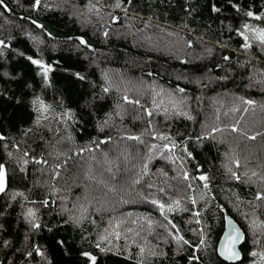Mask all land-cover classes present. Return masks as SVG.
<instances>
[{
  "label": "trees",
  "instance_id": "16d2710c",
  "mask_svg": "<svg viewBox=\"0 0 264 264\" xmlns=\"http://www.w3.org/2000/svg\"><path fill=\"white\" fill-rule=\"evenodd\" d=\"M67 1L74 3L79 8H87L90 2H97V0ZM45 2L52 6L51 10H46L43 7L39 11L34 10L31 7L32 0H4L7 9L0 6V13H2L0 15V39L9 42L8 37H14L10 41L12 48L35 56L36 46L25 35L26 32H31L44 39L45 43L40 46L44 58L50 63L59 61L57 70L51 74L53 87L42 89L40 78L35 76L33 66L23 58L16 57L11 49L6 51L7 64L0 60V72L7 68L13 73H23V79L15 81L6 80L0 76V90L5 91L10 97L9 99L0 96V134L8 137L6 141H0V163H5L10 170L15 169L18 176L24 177L13 181L10 190L23 191L29 200L36 201L45 198L48 192L47 185L50 175L39 170L46 166L37 165L30 160L26 166V172L19 173L15 157L22 155L23 151L27 150L37 158L43 155L49 160V164L57 160V152L67 154V156L60 155L58 158L59 161L66 160V163L60 170L61 177L57 180V186L61 188H65L67 185L72 186L71 192L61 193V195L69 197V207H71V201L81 194L82 185L85 183L92 184L94 188H97L98 191L95 194L99 195V186L95 185V182L84 180V172L88 169V166L85 167L84 164L91 163L95 167V162L90 160V155L87 152L77 155L76 149L89 144L93 139H105L111 136L112 143L100 145V148L108 152L110 157L119 156L125 147L131 150L129 161L124 162L121 156L120 170L116 172L114 169L116 179L113 182L116 183L120 191L110 194L113 201L123 197L130 202L117 203L115 205L117 211L112 215L121 216L127 212H133L139 216L151 213L154 219L160 220L162 217L159 216L154 206L141 201L137 194L141 192L145 195L156 193L166 202L167 196L182 198L181 207L190 209V211L178 210L175 213H170L169 219L179 227L181 234L186 239L195 243L198 241V236L194 234L189 223L192 219L195 221L197 219L193 216V212H201L197 228L203 229L212 242V247L208 248L206 253H196L193 248L185 246V250L178 254L174 243L165 245L160 243L157 238L149 237L152 244L160 243V247L166 255L149 258L147 264H189V256L192 254L200 255L203 264H210L211 260L217 258L222 264H229L218 257V254L214 255L212 252V248L218 246L219 238L224 231L225 212L229 213L245 232L246 237L241 248L243 255L245 252L260 250L259 245L252 244V234L248 230L246 219L241 215L242 212H248L250 209L253 211L248 201L258 203L254 201L257 184L242 183L230 179L223 165L226 163L225 154L229 152L231 145L239 155L241 165L246 164L248 169L257 171L264 170L260 167L264 165V137L257 136L254 141L241 138L238 147L232 146L233 142L230 141L233 139H230V136H235V134L229 132L224 133L225 143H217L209 139L198 142L195 137L202 133V124L214 122V113L217 108L220 111L222 127L225 124L233 123L234 119H240L242 116L240 125L249 131V135L255 132H264V113L258 107L255 113L250 109L248 113L233 114L229 112L227 116L224 115L235 96L254 99L258 104L264 103V90L261 87H246L247 77L255 69L236 66L237 60L245 59V54L239 47L241 39L234 31L243 22L264 27V21L242 17L227 5V0H133V9L129 10V16H134V18L126 20L124 14H119L118 26H114V30L110 31L109 38L105 40L101 36L103 21L100 18L83 23L79 17L74 15L72 9L70 11L68 7H56L57 0H45ZM113 3L114 0H100L101 14L104 16V20H108L107 13L113 11L107 6ZM211 3L222 7V11L212 13L210 11ZM233 3L240 4L242 10L250 9L256 13L264 11V0H233ZM149 17H151L150 21ZM32 20L43 24L44 30L52 34L51 37L36 28L31 23ZM145 22H148L150 26L145 28ZM184 23H187L189 28L194 31L189 32L184 29ZM128 24L131 25V28L126 27ZM229 26L233 31H229ZM138 29L142 31H137ZM128 30L137 33L144 32L142 33L144 35L133 34ZM168 32H175L189 38L202 36L206 42L205 46L212 47L213 52L211 55L206 53L205 46H198L194 50L183 48L182 43H177V37L168 36ZM155 35L161 38L159 42H155L153 38L150 41L145 39V37H154ZM77 36H83L95 51L84 46H81L78 51L76 49L78 41L68 40V37ZM225 43L228 47L222 49L220 45ZM223 55L231 57L230 65L225 64L222 60ZM248 56L256 58V68L264 67V64L260 63V60L264 59V54L257 47L254 46ZM183 60L189 62L182 63ZM217 63L225 64V68H231V71L226 72L224 69L216 68ZM62 69H68V71H62ZM103 69L134 76L136 80L143 79L149 83L155 79L166 88L179 86L186 89L187 94L193 98L191 114L195 120H188L185 117H173L170 120H165L161 114L154 115L153 123L156 131L169 134L176 140L179 147L174 151L176 155L183 157V168L188 171L190 178L199 176L201 173H206L210 177V190L205 200L199 199L203 191V182L191 179L188 181L192 183L195 192L187 187L184 188L181 181H176L178 178H182V176L178 177L181 161L178 160L173 164L158 154H154L153 159L149 162V174L143 177L141 184L128 187V190L132 189L131 194L125 191L126 181L134 176L139 169L140 156L144 155L147 149L137 145L134 141H122L120 136L124 133L139 134L144 131L147 128V118L143 117L141 113V118L135 119L138 114L136 108L126 105L127 111L124 113L123 120L114 116L110 121V127H106L103 132L98 130L97 124L102 122L108 113L114 111L115 103L120 102L119 93L114 89L108 96L97 100L94 110L91 112L82 109L80 105L85 96H90L93 92H100L99 85L102 83L101 70ZM76 71L85 75L86 81H79L71 75ZM147 73H152L153 76H148ZM178 75L187 77V79L177 80ZM224 75H228V79H214ZM209 76L213 77L211 82L208 79ZM197 80L200 83H197ZM25 82L31 83L33 89L24 87ZM93 84L95 87L92 86ZM34 91L41 93L45 100L53 105L57 113L63 110L58 103L61 97L64 100V107L76 111L77 123L70 122L68 128V132L73 136V141H68L65 138L67 133L64 130V125L58 124L55 120L48 126L34 124L36 114L32 111L30 104ZM129 95L136 94L129 93ZM195 97H200V101H197ZM213 98L221 103L213 104ZM17 99L19 103L16 102ZM142 103L151 106V97L145 94ZM49 127L52 128V131L48 130ZM57 128H59V132L56 131ZM28 129H32V131L25 136L24 132ZM142 138L149 144L163 143L153 140L147 134ZM183 141H187V149L192 153L190 158L181 151ZM5 143L8 144L7 149L4 148ZM14 143L18 146L19 151L13 147ZM116 148L122 151L116 154ZM245 150L247 153L243 155L241 151ZM9 151L13 153L11 159L7 155ZM165 154L167 155V153ZM96 155L99 158V152ZM133 164H136V168L132 167ZM125 167L128 171H125ZM161 170L168 174L167 177L161 174ZM239 171L242 173L245 168L241 167ZM96 172L99 174L98 169ZM173 177L178 178L173 179ZM65 181H67V185ZM148 183H152L154 187L147 188ZM168 185L173 187L169 188ZM159 187H165L167 195L159 194L157 191ZM191 195L197 197L196 206H193L187 199ZM22 204L23 207H21ZM60 205L61 202L57 199L54 207L39 208L38 204L34 206L20 198L13 201L9 195L0 194V264H9V261L11 264H37L40 260L39 257H34L29 261L24 256L25 249H30L33 244H40L47 249V256L52 264H87L86 260L79 255L83 250L97 254V264H135V259H127L126 254H99L98 250L94 248L97 232L102 231L106 226L107 213L103 217L95 213L92 215L91 219L96 220V225L85 221L82 229L81 227L74 228L70 224L63 223L66 217L59 214ZM28 207L39 208L41 223L51 227L52 232H48L46 228L39 232L30 231L23 215ZM255 215L264 219V206L256 208ZM26 234L29 236L28 240H25ZM82 237H87V239H82ZM57 239L66 241L64 248L56 245L55 240ZM4 240L9 241V246L3 245ZM114 243H119L121 247L124 245L118 241H114ZM131 251L135 253L137 249L133 246ZM255 259L248 255L244 258L243 264H252Z\"/></svg>",
  "mask_w": 264,
  "mask_h": 264
},
{
  "label": "snow or ice",
  "instance_id": "6c2138e0",
  "mask_svg": "<svg viewBox=\"0 0 264 264\" xmlns=\"http://www.w3.org/2000/svg\"><path fill=\"white\" fill-rule=\"evenodd\" d=\"M227 5L230 6L236 13L241 14L242 17L251 18L255 21H264V11L256 13L252 10H242L240 4L233 3V0H227ZM0 6H3L7 9V5L4 3V0H0ZM31 7L39 11L41 7L46 10H51V5L45 2V0H32ZM56 7H59L57 5ZM88 12L95 13L96 16L100 17L103 21L101 27L103 31L101 32V36L107 40L110 36V24L119 23L120 17L115 15L112 11L107 13L108 20H104L101 13L100 0H97L96 3H89ZM112 9H118L120 12L124 14L126 20H131L134 18L129 16V10L133 9V0H114L112 5H109ZM210 11L212 13H220L222 11V7L218 6L216 3L210 4ZM2 15V13H0ZM191 15V12H189ZM151 17H149V21ZM31 23L36 26V28L41 29L44 34L48 37H51L50 32H46L44 30V25L37 23L36 20H32ZM149 23L145 22V28L149 27ZM126 27L131 28V25L128 24ZM159 27V25H157ZM183 28L187 29L189 32H193L194 29H190L187 23L183 24ZM142 31V30H137ZM229 31H233L231 26H229ZM236 35L241 39L240 50L245 54L244 60H237L236 66L240 68H253L254 72H251L247 79L248 84L246 87L259 86L262 90H264V67L256 68L257 60L256 58L249 57L248 54L251 52L253 47H257L262 54H264V27L254 26L251 23L243 22L240 27L234 29ZM25 35L32 40L36 46V55H28L24 51H20L16 48H12L10 41L14 39V37H8L9 42H5L4 39H0V60H3L5 64H7L6 51L11 49V51L15 54L16 57L23 58L26 60L31 66H33L35 76L40 78V84L42 89H49L53 87L52 83V73L57 70V66L59 65V61H55L54 63L48 62L43 55V51L41 50V45L45 43L44 39L41 36H35L31 32H26ZM168 36H176L177 43H182L183 48L186 49H195L198 46H205V41L202 36H196L194 38H189L188 36H181L175 32H168ZM75 39L78 41L76 45V49L79 51L81 46H84L92 51V46L88 43L87 40L83 38V36L77 37H68V40L71 41ZM146 40L150 41L151 37H145ZM219 43V42H217ZM220 47L227 48L228 45L221 44ZM55 48V45H53ZM204 51L209 55L212 54V47H204ZM201 59L203 57H200ZM179 59V57H177ZM222 60L225 64H231V57L229 55H223ZM189 61L183 60L182 63H188ZM261 64H264V59L260 60ZM225 64L217 63L215 65L216 68L224 69L226 72H230L231 68H225ZM62 71L67 72L68 69H62ZM79 81H86V76L81 72L76 71L71 73ZM148 76H153L152 73H147ZM0 76L5 78L6 80H22L23 73L22 72H11L5 68L2 72H0ZM102 83L99 85L100 92H93L90 96H85L82 100L80 107L88 112L94 110L95 104L97 100L103 99L105 96H108L114 89L117 93H119V101L114 105V111L112 113H108L106 118L97 124V128L99 131L103 132L106 127H110V121L113 120V117H119L121 120L124 118V113L127 111L126 105L134 106L137 110V116L135 119L141 118V113L143 117H146L147 120V128L139 134H130L124 133L120 136V140H128L134 141L137 145L144 146L147 149V152L140 156L139 169L135 172L134 176L129 178L126 181L128 187L139 185L142 182L144 176L149 174V162L153 159L154 154H158L165 160L171 161V163L175 164L178 160L181 161V170L178 173V176H182L184 181L198 180L203 182V191L200 194L199 199L205 200L210 185V177L206 173H201L196 177H189L188 171L183 168V157L176 155L175 149L179 147L176 140L169 134H165L163 132H158L155 129V125L153 123L154 115H163L165 120H170L173 117H185L188 120H195V117L191 114V100L186 89L183 87L175 86L172 88H166L163 85L159 84L155 79H153L150 83L140 79L136 85L135 91L136 95L130 96L129 92L133 89L129 87L132 83L131 81L125 80L123 75H120V81L124 85L121 88L117 85L113 76L110 74L108 70H101ZM177 80L179 79H187L182 75H178ZM209 81L213 80L212 76L208 77ZM214 79L216 80H226L228 79V75L217 76ZM200 83L199 80L196 81ZM95 87V85H92ZM24 87L28 89H33V85L29 82L24 83ZM207 87V85H205ZM147 94L151 97V106H146L145 103H142V99L144 95ZM0 96H7L5 91L0 90ZM197 101H200V97H195ZM19 103V100L16 101ZM60 107L63 109L61 112L57 113L55 108L51 103L45 100L41 93L33 92V96L31 98L30 104L32 111L36 114L34 119V124L36 126H48L52 121H56L58 124L64 125V130L67 133L66 139L68 141H73V136L70 132H68V128L70 127V122L72 124L77 123V113L72 108L64 107V100L61 97L58 101ZM219 100L213 98V104H220ZM257 107L260 109L262 113H264V103L258 104V102L254 99L245 98L244 96H235L231 106L228 108V111L224 113L227 116L230 113H248L251 109L253 113H255ZM215 120L213 123L208 124L204 123L201 125L203 131L200 135L195 137L196 141L200 142L205 139L216 141L217 143H225L224 133L229 132L231 134H235L233 136V143L238 147V142L241 138H246L248 140L254 141L257 136L264 137V132H255L252 135H249V131L240 125V120L243 119L241 116L240 119H234V122L231 124H225L223 127L221 126V117L219 108L215 110L214 113ZM49 131H52V128H48ZM32 131V129H28L24 132L26 136L28 132ZM59 132V128L56 129ZM220 135L217 136L216 134ZM149 135L153 140L162 141L163 143H146L142 138L145 135ZM8 137L0 134V141H6ZM190 139V138H189ZM112 137L108 136L105 139H93L82 147H77L76 154L82 155L87 152L90 155V160L95 162V167L93 164L88 165V169L84 172V180L95 182V185L99 186L100 194H95L98 189L94 188L92 184L85 183L82 185V192L79 196L75 198V200L71 201V207L68 206L69 197L66 195H61L62 192H71L72 186L67 185V181L65 184L67 187L61 188L57 186V180L61 177V169L64 167L65 161H59L58 158L60 155L67 156L66 153H56L57 160L53 161V163L49 164V160L44 158L41 155L37 158L34 155H31L29 151H23L22 155L15 157L16 164L18 166V171L20 174L26 172V166L31 162L42 165L46 167H42L39 169L41 172L47 173L50 175V181L48 182V192L40 201L29 200L23 191L10 190V185L13 181L17 179H23V176H18L15 169L10 170L9 166L5 163H0V194L9 195L10 199L15 201L17 198H20L24 201L32 205H39V208H52L56 204V200L59 199L61 202L59 214L63 217H66L63 220L64 224H70L74 228L81 227L85 221H90L91 224L96 225V220L91 219L92 215L100 214L101 217L105 213L108 214V219L106 226L102 231L97 232L96 243L94 248L98 250L99 254H113V255H122L126 254L127 259L132 260L135 259V264H147L149 258H156L165 256L166 253L160 247V243L168 245L170 243H174L176 245V251L179 254L181 251L185 250V246L188 248H193L196 253L207 252V249L212 247V242L208 239L207 233L200 229L199 232H196L195 229H192L194 234L198 236V241L193 243L192 241L186 239L179 227L169 219L170 213H175L176 211H190V209L181 207V199L182 198H173L172 196H167V202L161 198V196L156 193H152L150 195H145L144 193H138L137 195L140 197V200L146 202L156 209L159 216L162 219L157 220L154 219L151 213L147 215H139L133 217L132 213H127L125 215L117 216L112 215V213L116 212V204H125L130 201L120 197L118 200L113 201L110 198V194L117 193L120 189L117 188L116 183L113 181L116 179V172H118L121 168V156L123 157V161H129V157L131 156V150L125 147L124 151L117 157H110L109 153L103 151L100 148L102 144L112 143ZM183 147L181 151L186 153L187 157H192V153L187 149V141L182 142ZM14 148L18 146L14 143ZM4 148H8V144H4ZM99 152V158L96 153ZM167 153V155L165 154ZM139 155V153H137ZM8 157L13 158L12 152H7ZM51 155V153H49ZM226 163L223 165L230 179H233L237 182L242 183H256L257 190L254 193V201L258 203H254L253 201H248V204L252 206L253 213L251 219H249V214L242 212L241 215L248 219V230L252 234V244L259 245L260 250H252L250 252H245L242 256V251L240 245L245 241V233L241 231L239 227L235 225L232 218L227 214L224 215L223 220L226 221L227 229L223 232V236L219 238L218 247L212 248L213 254H218V257H222L225 261L232 262H240L243 264V260L246 256L250 255L253 258L252 264H264V219H260L255 215V209L264 206V170L257 171L255 169H248L247 165H241V159L239 155L236 153L233 147L229 148V152L225 154ZM134 159V157H133ZM133 168H136V164L132 165ZM241 167L245 168V171L242 173L239 171ZM264 169V165L260 166ZM96 169H100L99 174H97ZM125 171H128L127 167H125ZM110 174L108 178L104 177V173ZM161 174L167 177V173L161 170ZM176 177H173L175 179ZM255 178V179H254ZM167 183V181H165ZM154 185L152 183L147 184V188L151 189ZM169 188L173 187L172 185H168ZM187 188L192 192H195V188L192 183L189 182L187 184ZM159 194L167 195V189L165 187L158 188ZM51 198V199H50ZM187 199L189 202L196 206L198 203L197 197L195 195L188 196ZM23 207V204L21 205ZM219 207V206H218ZM39 208L37 207H28L24 212V220L29 225V229L31 232H39L42 229H45L48 232H52L51 227H47L41 223V217L39 215ZM239 210V209H237ZM221 211L223 209L221 208ZM194 217H196V223L199 224L200 220L198 219L201 216V212L195 211L192 213ZM157 228L162 230L161 233H157ZM149 237H156L160 243L152 244ZM29 236L25 235V240H28ZM82 239H87V237H82ZM124 240V245L121 247L119 243H114V241ZM56 245L61 248L65 247L66 241L63 239L55 240ZM3 245L5 247L9 246V241L4 240ZM135 247L137 251L133 253L131 251L132 247ZM81 257H83L87 264H97L98 255L94 254L92 251L83 250L79 253ZM24 256L31 261L34 257H39L40 260L37 264H52V261L47 256V249H45L40 244H33L30 249H25ZM203 264L200 255L192 254L189 256V264ZM11 264V261H9ZM210 264H222V262L217 258L210 261Z\"/></svg>",
  "mask_w": 264,
  "mask_h": 264
},
{
  "label": "rangeland",
  "instance_id": "374dc122",
  "mask_svg": "<svg viewBox=\"0 0 264 264\" xmlns=\"http://www.w3.org/2000/svg\"><path fill=\"white\" fill-rule=\"evenodd\" d=\"M57 5H59L60 7L61 6H63V7H68L69 9H70V11H71V9H72V11H73V13H74V15L76 16V17H79L80 18V20L83 22V23H89V21L91 22L92 20H94V19H97L98 18V20H99V18L100 17H98V16H96V14L93 12V13H89L88 12V7L87 8H79V7H77V6H75L74 5V3H70V1H67V0H57ZM112 12H115L116 14L115 15H118L119 16V14H123V13H121L120 12V10H118V9H113V11ZM100 16H102V17H104L101 13H100ZM108 17V16H107ZM83 20H82V19ZM93 23V22H92ZM114 26H118V24L117 23H112V24H110V31L112 30H114ZM128 31H130V32H132L133 34L134 33H136L137 35H144V34H142V33H144V32H141V33H137V32H135V31H132V30H128ZM158 35H155L154 37H151V38H153L154 39V41L155 42H159L160 40H161V38H158L157 37ZM103 70H108L109 72H110V74L113 76V80H114V82L117 84V85H119L121 88H123L124 87V85L121 83V81H120V75H123V77L125 78V80H127V81H131L132 83L129 85V87L130 88H132L133 90L132 91H130L129 93H133V94H136V91H135V88H136V85H137V83H138V81L139 80H136V77H134V76H129V75H127V74H119V73H117V72H115V71H113V70H109V69H103ZM230 135V134H229ZM226 137V136H225ZM230 139H233V136H230ZM232 141L233 140H231L230 142L232 143ZM236 146L235 145V143H233L232 144V146ZM245 149L247 150V148H246V146H245ZM245 150V151H246ZM114 151V150H113ZM122 150L121 149H119V148H116L115 149V152H116V154H118V153H120ZM245 151H241V153L243 154V155H245V153H247V151L245 152ZM89 165V163H85L84 164V166L86 167V166H88ZM99 171H100V169H98V173H99ZM104 177L105 178H108L109 177V175L105 172L104 173ZM124 177V176H123ZM126 177V176H125ZM124 177V178H125ZM178 177H180V176H178ZM178 177H176V178H178ZM121 180V179H120ZM176 181H181L182 183H183V187L184 188H186L187 187V184L189 183L188 181H184L183 180V178H178ZM124 189H125V191L127 192V193H129V194H131V192H132V189H130V190H128V186H127V184L125 183V186H124ZM200 197V196H199ZM127 213H129V212H127ZM126 213V214H127ZM131 213V212H130ZM245 213H248L249 214V219H251V216H252V213H253V211L250 209V210H248V212L246 211ZM132 214H133V217H135V216H138V214H136V213H133L132 212ZM191 226H192V229H195L196 230V232H199L200 230L197 228V226H198V224L196 223V221L194 220V219H192L191 220V222L189 223ZM246 224H248V219H246ZM157 233H161L162 234V230H160L159 228H157ZM156 238V237H155ZM118 242H120V243H124V240L123 239H121L120 241H118Z\"/></svg>",
  "mask_w": 264,
  "mask_h": 264
},
{
  "label": "water",
  "instance_id": "95a60500",
  "mask_svg": "<svg viewBox=\"0 0 264 264\" xmlns=\"http://www.w3.org/2000/svg\"><path fill=\"white\" fill-rule=\"evenodd\" d=\"M225 214H227L228 216H230L231 218H232V220H233V222L235 223V225L237 226V227H239L240 229H241V231H243L244 232V230L242 229V227L240 226V224L229 214V213H227V212H225ZM225 222V226H224V231L227 229V224H226V221H224ZM223 231V232H224ZM245 233V232H244ZM222 236H223V234H222ZM221 236V237H222ZM245 237H246V235H245ZM244 243V242H243ZM243 243L240 245V248H242V245H243ZM218 244H219V242H218ZM218 247V246H217ZM241 251H242V249H241ZM242 256H243V251H242ZM222 260H223V258L222 257H220ZM223 261H225V260H223ZM225 262H227V263H229V264H237L238 262H232V261H225Z\"/></svg>",
  "mask_w": 264,
  "mask_h": 264
}]
</instances>
